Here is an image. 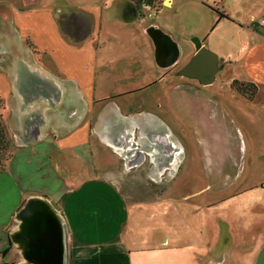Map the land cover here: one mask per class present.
<instances>
[{"label": "rangeland", "instance_id": "1", "mask_svg": "<svg viewBox=\"0 0 264 264\" xmlns=\"http://www.w3.org/2000/svg\"><path fill=\"white\" fill-rule=\"evenodd\" d=\"M23 1L0 0V8L2 4L10 10L33 5L30 3L33 0ZM40 1L52 4L54 11L61 15L70 0ZM222 12L233 19V24H221L226 18ZM145 18L146 25L151 22L168 25L166 28L173 29L187 47L189 39L200 38L209 50L208 45H214L212 39H215L212 31L224 36V30L230 43L226 52L231 54L222 57L225 69H221L220 82L206 94L200 93L199 98L194 95V87L179 92L167 85H157L137 96L145 101L141 110L154 114L173 129L181 144L169 133V146L185 151L184 162L180 156L175 160L174 170L164 177L154 174L156 180L161 179L157 180L158 185L150 184L139 171L138 185L135 176L125 182L121 187L122 197L116 192L114 196L100 197L98 194L104 186L93 185L89 193L90 207L76 203L70 212L82 215L84 230L72 238L86 242L88 256L92 260L96 256L101 264H255L264 249V68L239 59H243L250 46L243 48L242 53L237 50L242 48L238 40L249 45L261 42L264 0H174L170 6L162 5L158 15L148 17L146 13ZM189 56L186 53L183 58V68L194 54L190 59ZM248 73L254 74L263 93L254 101L252 97L248 99L251 109L243 116L240 111L227 109L224 102L235 97L231 94L230 81L234 78L242 82ZM245 89L250 94L253 87ZM233 104L236 107L240 103ZM239 110H242L241 104ZM136 139L139 146L148 148L149 154L165 151L159 142L152 141L155 145L142 142L143 134L138 133ZM12 146V160L3 164L6 170L0 173V223L13 214L12 208L17 202L27 200L30 194L42 193L45 185L50 184L53 191L65 192L72 188L62 169L58 172L59 180L51 176L44 183L40 168L29 162L31 155L21 154L13 142ZM70 154L63 156L69 158ZM146 154L145 163L151 164L149 160L153 157L148 159ZM87 161L89 165L101 166L102 156L90 155ZM181 162L182 169L174 177ZM18 228L19 221L13 217L6 230L11 237ZM0 238L2 264L6 260L2 252L9 240L6 233H0ZM12 251L19 260L11 255L10 261L23 263L21 249L13 245ZM70 255L67 243L65 264H70Z\"/></svg>", "mask_w": 264, "mask_h": 264}, {"label": "crops", "instance_id": "2", "mask_svg": "<svg viewBox=\"0 0 264 264\" xmlns=\"http://www.w3.org/2000/svg\"><path fill=\"white\" fill-rule=\"evenodd\" d=\"M173 1L70 0L61 15L54 11L52 4L40 0L31 1L30 7L10 10L2 4L0 8L1 113L15 147L21 149V154L31 155L29 162L40 168L44 183L51 176L59 180V169L65 170L70 179L67 182L72 188L67 193L53 191L49 184L43 187L42 193L28 196V199L39 197L59 204L71 251L70 264H101L96 256L94 260L88 256L86 242L72 238L84 230L82 215L70 212L76 203L90 207L89 193L93 185L104 186L98 194L100 197L114 196L115 192L122 197V185L134 176L137 184L139 171L150 184L158 185L164 169L165 174L174 170L175 160L180 156L184 162V150L171 147L166 152L149 154L147 147L136 143L138 133L144 135L142 142L150 145L164 139L169 143V131L179 142L166 122L140 109L145 101L137 96L157 85L183 90L182 84L187 78L178 75L184 66L183 58L187 53L190 59L206 45L200 38H191L187 42L189 47L183 46L178 34L166 28L168 25L145 24L146 13L148 17L158 15L162 5L170 6ZM223 21L222 25L234 22L229 16ZM151 27L161 29L178 45L179 57L173 65L163 68L157 64L155 45L147 33ZM223 32L224 36L212 31L214 45L208 47L221 60L217 64L225 69L222 57L231 52H226L230 43L226 31ZM263 35L261 42L253 45L238 40L242 48L237 53L250 46L243 59L239 58L245 64L264 68V64L256 62H264ZM253 75L248 73V78L241 81L255 85L254 101L263 91ZM230 82L237 81L233 78ZM217 83L207 86L216 87ZM234 101L241 104L242 110H239L240 104L233 106ZM224 104L243 116L251 109L250 101L236 96L226 99ZM68 152H71L69 158L64 157ZM97 153L102 156L101 166L86 163L87 157ZM145 153L148 158L153 157L150 170L144 168ZM155 156L160 157L157 168L153 162ZM75 162H80V166ZM183 162L174 177L179 175ZM154 174L160 178L156 180ZM27 200L17 202L12 213ZM81 212H84L82 208ZM6 218L0 223V233L10 236L6 227L13 214Z\"/></svg>", "mask_w": 264, "mask_h": 264}, {"label": "water", "instance_id": "3", "mask_svg": "<svg viewBox=\"0 0 264 264\" xmlns=\"http://www.w3.org/2000/svg\"><path fill=\"white\" fill-rule=\"evenodd\" d=\"M147 33L155 45L157 64L163 68L173 65L179 57V48L170 35L156 27L149 28ZM216 65V55L206 47H200L178 75L200 79L208 84L215 79L213 72ZM206 76L211 77L208 82L204 81ZM164 145L170 150L169 144ZM60 213L61 208L56 201L39 197L28 199L20 210L13 213L19 221V228L11 235V240L21 249V264H65L67 241ZM255 264H264V249L260 251Z\"/></svg>", "mask_w": 264, "mask_h": 264}, {"label": "flooded vegetation", "instance_id": "4", "mask_svg": "<svg viewBox=\"0 0 264 264\" xmlns=\"http://www.w3.org/2000/svg\"><path fill=\"white\" fill-rule=\"evenodd\" d=\"M217 61H218V59H217ZM218 62H221V60L219 59V61ZM221 69H223V67L221 66V65H219V63L215 66V69H214V72H213V75H214V80L213 81H211L210 83H208V84H215L216 82H220V80L219 79H221L222 78V70ZM205 70V72H207V68H205L204 69ZM180 72V71H179ZM178 72V73H179ZM205 79H204V81L205 82H208V80L211 78L210 76H206V77H204ZM189 78H187V82H184V84H182V86L184 87V85H185V88L182 90H179V92H184L185 90H188L189 91V89H191V87H194V95L196 96V97H200V93H204L205 92V94H206V92L207 91H209V90H211V88H215V87H209V86H207L208 84H204V83H202L201 82V80L200 79H191V80H188ZM221 85H223L224 86V84H223V82L221 81ZM238 84V85H237ZM207 88V89H204V88ZM246 87H249V83H243V82H235V83H232V88L230 89V87L228 88V89H230L231 90V94H235V96L236 97H240L241 96V98H243V99H246V100H248L249 98H251L252 97V94H253V92H251L250 94H249V92H247L246 93ZM223 90L225 89V90H227V88H222ZM240 95H238V94ZM254 97V96H253ZM183 99V98H182ZM182 99H180V100H182ZM170 134H172L171 133V131H170ZM164 137H165V135H163ZM169 136V135H168ZM163 142V140L161 141V143H160V145L164 148V149H166V147H165V145L162 143ZM167 144H169L168 142H167ZM167 151V150H166ZM165 155H167V154H165ZM149 159V158H148ZM159 159H160V157L159 156H155L154 157V161H158L157 163H155L156 164V168H157V165L159 164ZM150 161V160H149ZM145 167H147V168H149V169H151V167H150V164L149 163H145ZM164 173H163V177L165 176L164 174L166 173V171L167 170H165L164 169ZM152 180V179H151ZM153 182H154V180H152ZM26 203V202H25ZM24 203V204H25ZM24 206V205H23ZM22 206V207H23ZM21 207V208H22ZM20 208V209H21ZM19 209V210H20ZM14 217V216H13ZM7 238H8V240H9V244H8V247H7V249L5 250L6 251V256H5V261H6V263H8V264H21V263H18V262H11L10 261V256L11 255H13L14 256V258L16 257L17 258V261L19 260V258L16 256V254H15V252H13L12 251V249H13V245H15L14 243H13V241L11 240V237L10 236H7ZM12 251V252H11Z\"/></svg>", "mask_w": 264, "mask_h": 264}, {"label": "trees", "instance_id": "5", "mask_svg": "<svg viewBox=\"0 0 264 264\" xmlns=\"http://www.w3.org/2000/svg\"><path fill=\"white\" fill-rule=\"evenodd\" d=\"M226 18L228 16L224 15ZM250 87H253L252 89V96H255L256 87L253 84L249 83ZM13 157V146H12V140L9 134V131L7 130L4 120H3V114L1 113L0 109V172L4 171V165L3 164H9ZM4 258L6 256V251L2 252ZM2 264H8L6 261H4Z\"/></svg>", "mask_w": 264, "mask_h": 264}, {"label": "bare ground", "instance_id": "6", "mask_svg": "<svg viewBox=\"0 0 264 264\" xmlns=\"http://www.w3.org/2000/svg\"><path fill=\"white\" fill-rule=\"evenodd\" d=\"M163 142H164V143H167V141H165V140H164ZM166 150H167V149H165V152H166Z\"/></svg>", "mask_w": 264, "mask_h": 264}]
</instances>
